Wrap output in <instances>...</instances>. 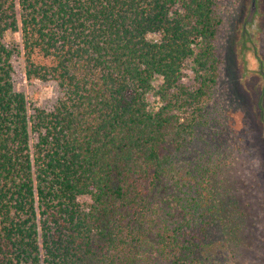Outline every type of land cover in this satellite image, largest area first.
<instances>
[{"label":"trees","instance_id":"16d2710c","mask_svg":"<svg viewBox=\"0 0 264 264\" xmlns=\"http://www.w3.org/2000/svg\"><path fill=\"white\" fill-rule=\"evenodd\" d=\"M220 24L216 0H0V264L226 262L234 189L183 158ZM15 55L50 109L16 90Z\"/></svg>","mask_w":264,"mask_h":264},{"label":"rangeland","instance_id":"374dc122","mask_svg":"<svg viewBox=\"0 0 264 264\" xmlns=\"http://www.w3.org/2000/svg\"><path fill=\"white\" fill-rule=\"evenodd\" d=\"M253 1L216 0L221 19L215 38L221 61L218 82L183 156L186 163L210 158L208 163L219 170L218 180L224 178L234 189L223 202L218 197L222 206L230 207V248L222 246L230 258L223 264H264V0H255L251 13ZM8 40L19 43L20 35ZM13 66L16 90L27 94L31 108L50 109L58 97L56 86L28 80L20 55L14 56ZM150 104L157 105L154 93ZM234 227L239 228L238 243ZM211 235L225 237L221 219Z\"/></svg>","mask_w":264,"mask_h":264},{"label":"water","instance_id":"95a60500","mask_svg":"<svg viewBox=\"0 0 264 264\" xmlns=\"http://www.w3.org/2000/svg\"><path fill=\"white\" fill-rule=\"evenodd\" d=\"M255 0L253 1V4H252V10H251V13H253L255 11Z\"/></svg>","mask_w":264,"mask_h":264}]
</instances>
